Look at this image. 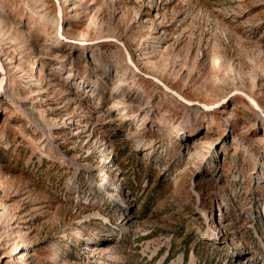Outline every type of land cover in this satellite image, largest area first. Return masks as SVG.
Returning <instances> with one entry per match:
<instances>
[{"label": "rangeland", "instance_id": "rangeland-1", "mask_svg": "<svg viewBox=\"0 0 264 264\" xmlns=\"http://www.w3.org/2000/svg\"><path fill=\"white\" fill-rule=\"evenodd\" d=\"M0 63V264H264V0H0Z\"/></svg>", "mask_w": 264, "mask_h": 264}, {"label": "water", "instance_id": "water-1", "mask_svg": "<svg viewBox=\"0 0 264 264\" xmlns=\"http://www.w3.org/2000/svg\"><path fill=\"white\" fill-rule=\"evenodd\" d=\"M111 41L112 42H115V43H117L118 45H120L122 48H123V45L120 43V42H118V41H116V40H114V39H111ZM124 49V48H123ZM127 55V54H126ZM127 61H128V63H129V65L136 71V72H138V73H141L135 66H134V64L130 61V59H129V57L127 56ZM0 70L2 71V66H1V63H0ZM3 72V71H2ZM149 77V76H148ZM149 78H151V79H153L154 81H156L161 87H163L166 91H168V92H170L172 95H175V96H177V97H179V95L178 94H176L174 91H172L169 87H167L165 84H163L161 81H159L158 79H156V78H154V77H149ZM4 81V80H3ZM2 80L0 81V85H2ZM241 93V95H243L248 101H249V103L252 105V107H254L259 113H261L260 112V109H259V107L257 106V104L254 102V100L252 99V98H250L248 95H246V94H244V93H242V92H240ZM180 98V97H179Z\"/></svg>", "mask_w": 264, "mask_h": 264}, {"label": "bare ground", "instance_id": "bare-ground-1", "mask_svg": "<svg viewBox=\"0 0 264 264\" xmlns=\"http://www.w3.org/2000/svg\"><path fill=\"white\" fill-rule=\"evenodd\" d=\"M57 4H58V6L60 5V1L61 0H54ZM61 7V6H60ZM72 9V8H71ZM62 21V20H61ZM118 40V39H117ZM118 41H120V40H118ZM60 43H62L61 41H56V44L54 45V46H57V45H59ZM67 45V44H66ZM127 49L129 50V48L127 47ZM131 61V60H130ZM3 71L4 72H2L1 70H0V81L2 80V82H3V80L5 81L6 80V76H5V70H4V68H3ZM38 82V81H37ZM3 84V83H2ZM124 83H123V81H118V83H117V86H121V85H123ZM2 87V88H1ZM0 94H2L3 93V91L5 90L4 89V87H3V85H0ZM212 238H214L215 236H211ZM23 258V257H22Z\"/></svg>", "mask_w": 264, "mask_h": 264}]
</instances>
